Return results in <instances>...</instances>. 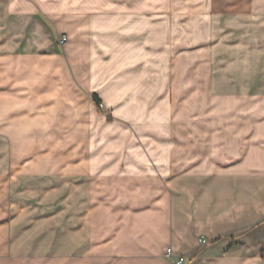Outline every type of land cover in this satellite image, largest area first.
Here are the masks:
<instances>
[{
  "label": "crops",
  "instance_id": "0c3cea01",
  "mask_svg": "<svg viewBox=\"0 0 264 264\" xmlns=\"http://www.w3.org/2000/svg\"><path fill=\"white\" fill-rule=\"evenodd\" d=\"M178 6L0 0V264H264V0H209L211 24L233 42L211 72L224 107L203 115L196 94L183 101L192 109L179 111L173 145L154 107L168 105ZM109 57L113 145L103 124L97 145L69 136L59 147L54 122L72 121L83 89L99 95L90 78Z\"/></svg>",
  "mask_w": 264,
  "mask_h": 264
},
{
  "label": "rangeland",
  "instance_id": "374dc122",
  "mask_svg": "<svg viewBox=\"0 0 264 264\" xmlns=\"http://www.w3.org/2000/svg\"><path fill=\"white\" fill-rule=\"evenodd\" d=\"M171 1H176L180 6H178L179 8L170 10V55L168 59L170 72L168 81L170 83V89L167 95L168 105L154 108H156L157 112H161L163 109V113H165V111L168 113L170 130L173 131L172 133L174 135L173 141L175 143H173V145H176L175 139L179 111L184 108L186 111L192 109V106H182L181 104L183 101L188 103V100L190 98L192 99L196 94V97H200L202 100L201 114L203 115L208 112L206 109L209 107L213 109L211 111L212 113L215 112L216 109L224 107V105H221L224 102H220L216 99L213 100V98L217 97L213 92L218 93L221 90H225L224 84L222 82H219L218 85L215 84L217 90L214 89L213 91L211 89V72L215 73L224 68L229 56V52L226 53V51L229 49L228 46L233 44V42H231V40L227 41L225 38L226 33H231V31L227 30V26L222 25L221 27L211 24V11L208 6L209 0ZM250 28L253 29L252 26ZM80 66H82L81 63ZM83 67L86 68L88 72L90 68L89 65ZM211 67H213L212 70ZM79 69L81 71L82 67H79ZM103 69L104 72L100 74V80H97L95 75H92V78H90L91 82L93 80L95 85L101 86L98 93L102 98V103L100 105L96 104L91 97L93 93L83 89V91L81 90L83 92H81V99L74 100L75 104L72 106L71 111V114L74 116L72 121L54 122L56 125V131H54L56 135L52 139L56 140V144L59 147L66 146L65 143L70 139L69 136L73 137V143L79 147L97 145V137L99 136V130L103 124L105 125L104 131L107 140L108 136H111L110 142L107 143L106 141L105 144L113 145L114 125L115 123H119L120 118L116 116L114 109L116 105L112 86L114 79L112 57L106 59ZM182 75L185 77V80L184 78L182 79ZM221 76L225 78L221 73L214 75L216 83L217 79H215V77L219 78ZM136 77L137 81H143V78H141L142 75H136ZM73 81L79 85V88H82V71L81 73L73 72ZM151 108L152 107H147V112ZM89 115L91 118L87 119ZM92 115H96L97 117L93 118ZM1 124L2 122H0V130L2 128ZM123 124L126 125L129 133L131 131L135 133L136 127L126 122ZM130 141L131 138H125L127 144H129ZM107 195L106 199L108 198ZM94 202H91L90 205L94 204ZM33 204V202H29L28 205L30 207V205L32 206ZM58 208H60V206ZM61 222L60 219L59 224L64 223Z\"/></svg>",
  "mask_w": 264,
  "mask_h": 264
},
{
  "label": "built area",
  "instance_id": "2783aa9c",
  "mask_svg": "<svg viewBox=\"0 0 264 264\" xmlns=\"http://www.w3.org/2000/svg\"><path fill=\"white\" fill-rule=\"evenodd\" d=\"M67 41H68V36H67V35H63V36L61 37V42H62V43H65V42H67ZM167 256H168L169 258H172V257H173L172 252L169 251V252L167 253ZM172 264H185V259H184L183 257H177V258H175V260L173 261Z\"/></svg>",
  "mask_w": 264,
  "mask_h": 264
},
{
  "label": "trees",
  "instance_id": "16d2710c",
  "mask_svg": "<svg viewBox=\"0 0 264 264\" xmlns=\"http://www.w3.org/2000/svg\"><path fill=\"white\" fill-rule=\"evenodd\" d=\"M91 97H92L93 101H94L96 104L100 105V104L102 103V100H101V98L99 97L98 94L93 93V94L91 95Z\"/></svg>",
  "mask_w": 264,
  "mask_h": 264
}]
</instances>
